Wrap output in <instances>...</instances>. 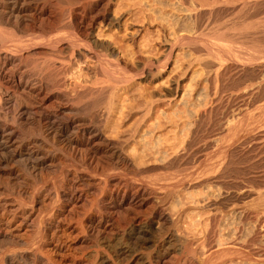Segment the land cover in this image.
<instances>
[{"label":"bare ground","instance_id":"obj_1","mask_svg":"<svg viewBox=\"0 0 264 264\" xmlns=\"http://www.w3.org/2000/svg\"><path fill=\"white\" fill-rule=\"evenodd\" d=\"M120 1L0 0V264H215L223 257L217 219L201 260L175 232L185 207L179 189L197 188L190 175L174 180L187 171L180 130L204 125L234 137L244 126H264V17H251L264 13V0H128L119 16ZM204 18L230 24L208 31ZM139 22L143 29L125 32ZM153 27L158 55L150 43L131 52L106 35L123 30L135 47L138 33L147 37ZM183 49L190 57L180 63ZM196 66L208 71L206 96L195 92L205 82L197 83ZM229 83L237 93L226 90ZM182 107L191 116L200 110L187 119ZM263 150L254 142L226 149L228 160L209 182H224L235 158ZM225 191L213 194L217 211L259 196ZM252 213L248 251L261 256L264 219Z\"/></svg>","mask_w":264,"mask_h":264},{"label":"rangeland","instance_id":"obj_2","mask_svg":"<svg viewBox=\"0 0 264 264\" xmlns=\"http://www.w3.org/2000/svg\"><path fill=\"white\" fill-rule=\"evenodd\" d=\"M127 1L128 0L120 1L119 3H121V5L120 4L117 5V3L115 4L114 8L117 6L116 8L119 9V12H118V9L115 8L117 11H115V9H114V11L116 12V15L121 16V15L125 14V12L122 13L120 10L123 11L125 8L124 11H126V8H127L126 6L129 4ZM172 1H174V2H172ZM172 1L169 0L170 4L173 3L175 5L176 1L175 0H172ZM124 4H126V6ZM119 5L121 7H119ZM122 7H123V9H122ZM102 8H103V6L101 4L100 6L97 7L96 13H98L99 11H102ZM115 12H114V14H115ZM258 14L259 13H257V14L253 13V15H251V17L255 16V15L257 17H264L263 12L261 13V15H258ZM185 15L186 14L181 15V18L183 17L182 18V24L184 26L186 25L187 28H188V26L190 28V25H191V28H192V23H191L192 21L190 20V18L187 15L186 16ZM229 17H227V18L223 17V18L228 19V21L231 22L230 20H232L233 18L232 17L229 18ZM125 18L127 19L128 17L125 16L123 19L124 21L126 20ZM211 19L212 18H210V20H208V19L206 21L204 20V22H205L204 25L206 28V29L204 28L205 30H208V31L219 30V31H221V28H222V30H224V32H226L225 29L227 30V28H225V27L230 24L229 22L226 23L227 20L225 21L223 19L221 22L222 18H216L218 21H216L215 18H213V20H215V21H213ZM224 22H225V25H223ZM188 23H189V25H188ZM141 24L142 23L139 22L136 24V26L134 25V27L130 26L129 30L127 29L125 32L134 33L135 31H137V29L141 30L144 27V25L142 24V26H141ZM216 26H217V28H219L221 26L222 27L220 29H214V27L216 28ZM113 29H115V30H113ZM210 29H214V30H210ZM110 30H112V31H110ZM110 30L108 32H106V35L108 36V34H109V36L112 37L113 41H115L116 43L118 42V44H117L118 47H123V48L125 47L126 48L128 46L129 48H127V49H129L131 52H132V49H133V51L135 50L134 52H137L138 47H141L143 44L149 45V43H150V46H154L153 48H155L157 50V52H155L157 55L162 53V51H163L162 49H160L159 45H157L158 44L157 38H158L159 32L157 31L158 29L155 27L148 28L147 37H146V35L144 37V33L139 32L138 33V35H139L138 39L141 42L135 44V47H134V45H132V43H130V41L126 37L127 36L126 33H124L123 30L121 32H119L116 28H111ZM149 30H151V31H149ZM117 32H118V34H117ZM113 35H114V37H113ZM156 35H157V37H156ZM115 36H116V38H115ZM140 36L141 37L143 36L144 38H141ZM125 37H126V39H125ZM118 38L119 39L122 38V39L119 40ZM147 38H148V40H147ZM126 40H128L127 41L128 43L126 42ZM152 41H153V44H151ZM183 52H184V54H183ZM185 52H188V53H185ZM177 53H178L177 57H178L180 63L186 62L190 57L189 51L188 50L185 51V49L179 50V51H177ZM181 55H183V56H181ZM197 67L198 66H196L193 69L197 83L199 81L202 82L204 80V77H205V80H204L205 82H202L201 85L199 82L198 83L199 86L197 85L195 87V92L198 91V92H200L206 96L208 93V90H207V86H206L207 84H205V83H206V77L208 75V71L203 69L200 66H199L200 68L199 67L197 68ZM195 70H197V71H195ZM204 70L207 72V74L204 73L205 72ZM198 72H201V73H198ZM202 74H203V76H202ZM197 77H200L199 80L197 79ZM229 84L227 85L226 90L227 91L229 90L228 92H230V93H237L235 91V88H234L235 85H233V83H229ZM139 85L142 86L143 84H139ZM186 85H187V83H186ZM100 86L101 87L106 86V84L103 83ZM230 88H231L232 92H231ZM203 90H205V91H203ZM201 91H203V92H201ZM207 100H209V98H207ZM256 107H258V106H255L253 108V110H255ZM197 109L200 110V108H197ZM197 109L191 110V111L194 110V112L196 110V112L194 113V116H191V115H193L192 114L193 112L187 113V111L184 110L183 107L181 108V112L184 113V111H185L187 113V114L186 113L183 114V116H185V117L187 116L186 117L187 119L189 116L191 118H193V117L196 118V114L198 112ZM237 117H236L237 120H239L240 117L239 116H237ZM159 118L161 119L160 115H159ZM188 129H190V128L186 127V128H183L182 130H180L181 138L179 141L181 151L185 152L184 156H185V154H188L185 156L184 161L182 163V167H186L187 171L186 172L184 171L183 173L181 172L177 176V178L174 180L183 182V181H186L188 179L187 175H190V177L192 179H194V181L197 182V184H196L197 188H195L196 190H193V191L191 189H188V186H185L184 188L181 187L179 189L180 191H179L178 196L180 197V201L182 202L183 205H185V207H184L183 213H182V221H181L180 225L178 227H176L178 229L175 228V232L177 234H179L180 238H182L183 241H191L192 242L193 247L196 248V258H198V260L199 259L201 260V259H204L205 255H206V249L207 248L205 246H206V238L208 236L207 233H209L208 229H211V222L214 221V219H217L216 223H217L218 227H216L217 228L216 229V235L218 238L216 237V240L218 242H216V246L220 251H222L224 253H223L222 259H220L219 262H217L215 264H223V263L224 264H249V263L250 264H264V255H261L262 257L260 256V254L257 256L256 255L254 256V254H252V252L249 253V251H248L249 250L248 249L249 248L248 247L249 246V239L252 236L253 231H254V221L249 214H251L252 212L254 214L258 212L257 213L258 216H260L262 219H264V200H263L264 199V152H263L264 150L259 151L257 153L252 154V155H249V156L247 155L248 157L245 156L246 158H244V157L242 159L235 158V162L231 163L229 166L230 172H228L226 180L224 182L215 183V184L214 183L211 184V182H209L210 176L213 175L217 171L216 169L219 168L220 164L223 163L226 159L228 160V158L226 157V154L224 152L226 149L233 152L235 149H237L239 147L247 148L250 146V142H254L255 144L264 146V144H263L264 143V137H263L264 136V126H249V125L244 126L243 131L238 130L237 132H235L236 135L234 137H232V134L234 133V131H232V130L230 131L229 129L226 130L227 128H220V129L219 128H212L211 129V127L203 125L200 128L196 127L195 129L194 128H191L190 130H188ZM209 129H211L212 131H215L216 133L212 132ZM216 129H218V131ZM171 130L172 129L164 130V134H168ZM196 130H197V133H196ZM174 131L175 130L171 131L168 136H170V135L174 136V133H175ZM181 131H182V133H181ZM210 131L212 132V134ZM221 132H223V134H220ZM259 132L261 134L263 133V135H261ZM226 133H230L231 135L229 137L228 136L225 137ZM215 134H216L217 138H219L220 136L221 137L224 136V137L219 138L221 140L220 141L219 139L217 140ZM191 135H192V137H190ZM195 135H197V137ZM260 137H262V138H260ZM252 138H254L255 140ZM149 139H151V138H149ZM261 139H262V141H260ZM241 143H244L246 146L245 145L239 146V144H241ZM187 146H189V147L186 148ZM183 147H184V149H183ZM187 152H189V153H187ZM183 169H185V168H183ZM204 179L208 182H206ZM227 181L229 182L230 185L228 184ZM223 183H226V185ZM241 183H243V184H241ZM222 184H223V186H222ZM218 188H219V190H218ZM227 188H228V191H227ZM238 189H241L242 191L251 190V191H254L255 193L257 191L258 192L257 196L259 195L258 200L254 201L252 199H247V200L242 201L245 203H241V201L237 200L235 202H232V203L237 204V205L234 207V209H230V210H223L221 208V209H218V211H217V209L215 207L213 208L212 206H210L211 202H214L216 199V196L218 197L220 193H223L226 190L225 192H228L229 194L230 193L235 194L238 192ZM189 192H190V194H189ZM212 192H214V193H212ZM216 193H217V195L214 196L213 194H216ZM163 194H164V191L161 193V196ZM212 195H213V197H212ZM190 196H195V198H196L195 206H194V204L192 206V202H191L192 200H191ZM185 197H186V200H185ZM209 198H211V199L209 200ZM213 198H214V200H213ZM261 199L263 201H259ZM187 200H189V201H187ZM208 201L210 203H208ZM253 204H255V205H253ZM189 207H192V209H190ZM256 207H258V208H256ZM240 208H241V210H240ZM170 209H169V213H170V215L173 216L174 215V209L172 208V206L170 207ZM236 209L239 212L240 211L241 212L238 213V211ZM244 211L247 213H245ZM243 212H244L245 216H244V214H241ZM246 216H247V218H246ZM218 223H219V225H218ZM208 227H210V228H208ZM241 228H243V229H241ZM258 243L260 246L264 247V239L263 238L260 239V241ZM227 244H228V246H226ZM241 247H243V248H241ZM253 247H254V245H253ZM229 250L232 252H235V254L234 255H230V254L227 255L229 253ZM149 251L151 252V250H149ZM242 252H243V254L246 255L245 257L240 256L242 254ZM180 253L181 252H178V253H176V255H178ZM226 255H227V257H226ZM253 256H254V258H253ZM257 259H259V261Z\"/></svg>","mask_w":264,"mask_h":264}]
</instances>
